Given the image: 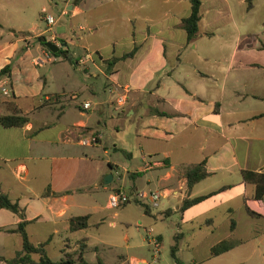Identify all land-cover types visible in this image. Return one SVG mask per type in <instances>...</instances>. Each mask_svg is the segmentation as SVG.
<instances>
[{
    "label": "crops",
    "instance_id": "crops-1",
    "mask_svg": "<svg viewBox=\"0 0 264 264\" xmlns=\"http://www.w3.org/2000/svg\"><path fill=\"white\" fill-rule=\"evenodd\" d=\"M201 2L200 36L189 43L182 22L191 14L190 0H74L67 15L78 19L76 28L84 35L71 28L48 40L65 41L70 57L28 45L43 31L22 26L12 31L0 24V71L12 67L0 87L16 96L8 106L11 96L1 94L0 116L18 108L29 118L23 128L0 123V189L25 190L14 201L26 198L20 206L30 222L27 229L39 221L51 224L52 240L70 232L73 217L88 215L90 228L99 226L109 209L102 196L119 190L133 196L159 192L166 201L162 213L178 215L180 226L206 220L214 258L212 249L223 241L213 240L218 225L206 215L211 210L228 208L231 231L236 212L229 205L242 199L243 211L249 207L256 214L247 213L252 222L264 224V201L256 200L255 187L242 175L264 173V0ZM26 32L32 36H17ZM133 50V57L109 69L110 62ZM83 71L90 84L79 75ZM123 92L126 104L117 109ZM81 96L86 98L80 102ZM86 103L89 110L83 109ZM93 134L101 136L100 144L82 146L81 139ZM201 163L210 176L189 189L185 171ZM109 174L113 180L106 185ZM48 190L52 194L43 197ZM212 193L182 210L186 199ZM6 211L0 215L8 217ZM95 216L100 217L93 222ZM19 222L15 215L10 227L0 229Z\"/></svg>",
    "mask_w": 264,
    "mask_h": 264
},
{
    "label": "rangeland",
    "instance_id": "rangeland-1",
    "mask_svg": "<svg viewBox=\"0 0 264 264\" xmlns=\"http://www.w3.org/2000/svg\"><path fill=\"white\" fill-rule=\"evenodd\" d=\"M44 8L57 20L53 33L48 31L49 27L42 19L41 12ZM63 9L64 4L61 0H0V24L12 31H16L20 26L26 31H43L47 42L51 40L54 33L64 35L71 28L74 29L75 34L84 35V32H79L76 28L77 18H72L70 15L61 16ZM37 43V38L28 41L29 46ZM82 44L85 45V42ZM79 75L85 78L87 84H90V79L84 71L79 72ZM84 98L86 96H81L79 101H83ZM109 135L111 136V132ZM113 154L111 151L112 156ZM2 176L7 182L14 183L13 178L6 171L2 172ZM10 185L13 186L12 183ZM3 191L8 193L13 200H17L25 193V190ZM102 197V206L106 208L108 197ZM25 202L26 198L20 202L21 206ZM164 202L166 201L162 199L159 208H150L151 215H146V207L135 201L119 209H105L104 217L107 218L101 225L77 233L67 232L54 236L46 246L47 254L55 262L64 257L63 251L76 254L75 258H77L80 252L79 244L86 239L89 247L85 257L91 263L96 262L99 255L107 264H130L126 262L127 259L129 261L145 259L148 264H175L172 254L176 250L178 258L185 264H264V224L258 225L256 221L252 222V219L242 209V199L234 200L229 205L236 212L233 217L237 229L233 236L229 237L231 231L226 223L229 214L225 205H220L206 214L213 217L218 225L213 240L232 241L235 246L230 252L216 258L210 256L208 249L213 241L205 237V234L210 232L206 220H203L200 225L202 218H197L193 222L180 226L181 221L178 215L168 217L162 213ZM176 203L177 201L171 202V207ZM260 208L264 212L263 207L260 206ZM115 212H118V217L114 216ZM6 214L8 217L0 215V226L10 227L15 215L9 211H6ZM99 217L95 216L93 222ZM111 222H115L116 226H111ZM60 229L62 230V226ZM53 230L54 227L51 224L39 221L31 224L27 232L30 241L39 246L49 240ZM150 231L153 236L161 238L158 254L153 247L148 245L147 237ZM22 250L23 240L19 234L0 233V255L13 259ZM33 258L36 261L39 260L38 256ZM0 264L7 263L1 262Z\"/></svg>",
    "mask_w": 264,
    "mask_h": 264
},
{
    "label": "trees",
    "instance_id": "trees-1",
    "mask_svg": "<svg viewBox=\"0 0 264 264\" xmlns=\"http://www.w3.org/2000/svg\"><path fill=\"white\" fill-rule=\"evenodd\" d=\"M191 3V14L188 18L183 20V28L188 34V42L192 43L194 42L199 36H200V25L202 21V2L201 0H190ZM0 27H2L0 25ZM212 33H209L208 36H212ZM18 37H30L32 36L31 33H19L17 34ZM37 44H40L45 50L50 52V54L54 57H61V55L66 56L69 51H63L62 49L54 54L52 53L47 47H46V38L44 36L37 38ZM64 43H66L64 41ZM67 44V43H66ZM136 53V50H133L130 53L125 54L120 59H114V61L110 62V70L112 67L121 60H126L131 57H133ZM12 74V67L11 65H7L0 71V84L3 81L5 77H10ZM1 89H0V103H1ZM3 95V94H2ZM4 96V95H3ZM11 97L10 102L6 103V105H12L13 101L16 99V96L14 94L10 95ZM0 123L4 128L11 129V128H23L29 123L28 116H25L22 114L21 110L18 108H14L12 110V114L10 115H2L0 116ZM243 179L245 183L253 185L256 189V200L264 201V173L261 172H255V171H249L244 170L242 172ZM185 176L188 181V188L192 189L197 183L200 181L206 179L210 176L209 172L206 169L205 163H201L196 166H192L188 168L185 171ZM226 188H223L222 190H225ZM52 193L50 190L48 192L43 194V197L50 196ZM55 196H59L58 194H55ZM216 193L209 194L207 196H202L194 199H186L183 202L182 210L185 211L189 209L190 207H193L213 196H215ZM145 206V205H144ZM145 213L147 215H150V208L148 206H145ZM0 210H7L14 215H16L20 222L18 225L13 229H0V232L6 231L10 234H19L23 240V250L13 258V259H7L6 257L0 255V263L6 262L7 264H107L100 256H97V261L94 263L88 262L86 260L85 254L87 253V248L89 247L87 244V240L84 239L80 242V252L78 253V257L76 254H72L66 251H63L64 257L58 261H53L47 254L46 246L51 241L49 239L46 243H42L39 246L33 244L30 241L29 234L27 232V226L29 225V221L26 219V211L23 209L18 201H14L10 198V196L0 189ZM247 213L250 216L255 217L256 214L250 210L249 207L246 208ZM70 225V232L76 233L82 230H87L90 228V216H80V217H73L70 219L69 222ZM236 229V222L234 219L231 220V231H234ZM234 243L232 241H223L216 245L212 249V254L214 256H221L229 251H231L234 248ZM97 251V248H96ZM34 256H38L39 260H34ZM173 259L175 261V264H185L183 261H181L178 256L176 250L173 251Z\"/></svg>",
    "mask_w": 264,
    "mask_h": 264
},
{
    "label": "built area",
    "instance_id": "built-area-1",
    "mask_svg": "<svg viewBox=\"0 0 264 264\" xmlns=\"http://www.w3.org/2000/svg\"><path fill=\"white\" fill-rule=\"evenodd\" d=\"M61 2L64 4V9L62 14L67 15L69 13L68 7L70 4L74 2V0H61ZM42 19L47 23L49 27L48 31L53 33V28L57 24V20L55 19V17L47 12H44ZM0 88L4 96L10 95V92L7 88L4 87H0ZM126 100H127L126 92L118 93L116 99L117 109H122L126 104ZM90 108L91 105L89 103H86L83 106V109L85 110H89ZM100 142H101V136L94 134L89 137H84L80 141L81 145L84 147L98 146ZM147 168H150V166H147ZM162 197L163 196L159 192L138 191L133 196L131 194H128L127 192L119 190L109 195L107 206L109 209H119L125 205L130 204L132 201H138L143 205L148 206L149 208H159ZM147 238H148V245L150 247H153L155 249L156 254H158L161 247V240L158 237L153 236L151 231L148 232Z\"/></svg>",
    "mask_w": 264,
    "mask_h": 264
},
{
    "label": "water",
    "instance_id": "water-1",
    "mask_svg": "<svg viewBox=\"0 0 264 264\" xmlns=\"http://www.w3.org/2000/svg\"><path fill=\"white\" fill-rule=\"evenodd\" d=\"M46 47L52 52V53H54V54H56V53H58L61 49L63 50V51H69V47L67 46V44L66 43H64V42H62L61 43V45H57V44H55V43H51V42H47V40H46ZM69 54V53H68ZM67 54V55H68ZM71 55L69 54V57H70ZM112 180H113V176L111 175V174H109L106 178H105V181H104V183L106 184V185H108V184H110L111 182H112Z\"/></svg>",
    "mask_w": 264,
    "mask_h": 264
}]
</instances>
